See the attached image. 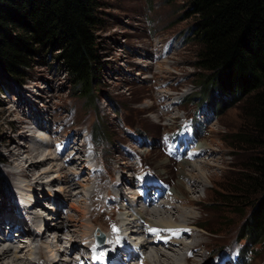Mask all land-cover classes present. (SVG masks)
<instances>
[{
  "label": "rangeland",
  "instance_id": "374dc122",
  "mask_svg": "<svg viewBox=\"0 0 264 264\" xmlns=\"http://www.w3.org/2000/svg\"><path fill=\"white\" fill-rule=\"evenodd\" d=\"M98 1L102 24L97 33L104 65L97 85L88 97L80 93L65 66L51 55L37 59L39 64L26 70L27 75L21 81L8 78L0 70V217H3L0 233L15 236L13 239L17 240L22 237L18 227L12 230L7 226V220L11 213L18 211L16 219H10V222L23 229L28 225V213L25 212L31 207V216L34 212L43 215L51 231L56 222L60 223L63 219L57 232L65 238L62 249L66 251L59 256L66 257L71 250V241L67 239L72 234V230L68 231L72 222H69L68 216H72L81 220L76 227L83 224L81 227L86 230L88 238L79 250L90 255L87 245L94 238L95 230L104 232L112 220L121 225L127 220L129 209L120 211L119 206L126 208L128 200H123L118 194L119 189L134 203L126 183L139 182L135 173H147V178L153 180L149 176L151 172L164 180L166 187H170L165 199L174 202L177 210L173 211L174 214L164 212L162 207L161 211L147 213L146 217L158 220L169 217L183 227H191L188 224H192L194 230L183 241L185 246L178 242L175 245L163 244L166 248L162 244L152 245L147 249L149 255L153 251L152 255L158 258V254L166 252L173 254L172 264H203L208 256L213 257L226 244L238 243L239 230L250 211L252 198L245 199L238 211L235 204L223 201L226 198L222 197L224 188L234 187L243 173H247L241 170V166L249 163L255 151L251 144L243 142L244 138L238 136L239 130L241 132L246 128L243 119L246 115L243 110L245 102L241 100L233 106L223 105L231 103L232 98L220 96L215 89L211 92L204 87L210 83L203 84L207 73L197 67L200 45L191 33L194 18L183 19L188 9L187 0ZM185 116L194 125L199 124L194 142L207 145L191 161L184 155L190 152L187 147L184 148L190 143L182 142L178 156L185 159L174 162L175 155L169 157L168 154V148L174 141L168 143L165 134L181 127L182 135L187 134L182 125ZM91 131L95 137L96 153H93V146L88 140ZM35 142H39L36 152L31 151ZM192 147L195 150V145ZM39 152L43 154L38 156ZM48 153H52V161L41 165L34 163L33 171L42 175L36 186H28L36 183L33 178L28 179L29 164ZM58 153L63 158L77 153L76 157L73 156L75 162L60 170L64 162ZM99 163L105 165L103 171L99 170ZM161 163L164 164L160 166ZM84 165L87 168L84 169ZM182 167L191 168L190 173L187 168V173L192 176L181 180ZM122 175L129 177V181L122 184ZM116 184L118 188H115ZM136 186L135 191H138V183ZM170 192H178L182 197H172ZM50 194H55L56 200H60L58 205L55 206L56 202ZM166 200L162 198L163 202ZM36 202L39 203L35 205ZM54 206H59L55 216ZM150 206L154 208L156 203ZM80 207L87 213L84 217L76 210ZM51 215L53 220L49 218ZM60 215L64 217L61 219ZM72 223L77 224L75 221ZM42 224L36 227L37 230L43 228ZM133 225L145 228L149 222L147 219L136 220ZM51 231L46 236L48 240L41 235L38 239L33 238L36 242L33 245L37 246L31 257L37 264H46L40 257L41 251L53 257L47 245L55 241V231L53 234ZM13 232H16L15 235ZM3 243L0 251L9 249V244H12ZM17 244V247L19 244L26 245ZM198 244L200 246L193 248ZM188 250L193 251L192 256L188 255ZM25 251L14 254L12 251L10 255L12 258L18 255L21 257L18 263L26 264L28 252ZM76 251L72 250L73 260ZM258 255L249 260L250 264H264V249H259ZM122 256V264H137L136 260H127ZM220 259L236 263L228 252H224ZM4 262L7 261L0 264ZM47 262L51 263V260Z\"/></svg>",
  "mask_w": 264,
  "mask_h": 264
},
{
  "label": "trees",
  "instance_id": "16d2710c",
  "mask_svg": "<svg viewBox=\"0 0 264 264\" xmlns=\"http://www.w3.org/2000/svg\"><path fill=\"white\" fill-rule=\"evenodd\" d=\"M187 2L183 19L194 18L191 33L200 45L197 67L207 73L203 84L210 83L204 87L232 98L223 105L241 100L246 105V128L238 136L255 151L241 166L247 173L234 187L224 188L222 197L238 211L252 198L238 239L243 264H250L264 249V0ZM100 7L98 0H0V70L21 81L26 70L39 64L37 59L51 55L88 97L104 65L97 33Z\"/></svg>",
  "mask_w": 264,
  "mask_h": 264
},
{
  "label": "bare ground",
  "instance_id": "6f19581e",
  "mask_svg": "<svg viewBox=\"0 0 264 264\" xmlns=\"http://www.w3.org/2000/svg\"><path fill=\"white\" fill-rule=\"evenodd\" d=\"M173 101V100H172ZM175 118V117H174ZM34 138H35V136H33ZM37 141H39L38 139H37ZM45 143V142H44ZM35 147L33 148V150H31V151H35L36 152V147L39 145V142H35ZM196 146V148H195V150H194V152H195V154H198V153H200V151L203 149V147L204 146H206L207 144L206 143H197V144H195ZM39 147V146H38ZM77 148V147H76ZM81 149V148H80ZM79 149V150H80ZM58 150H59V148H58ZM71 150V149H70ZM73 150V149H72ZM30 151V152H31ZM82 151V150H81ZM46 153V152H45ZM44 153V154H45ZM72 153V152H71ZM81 153V152H80ZM41 154H43V153H40L39 152V154H38V156H41ZM51 154L52 153H48L47 155H43V157H42V159H39L38 161L36 160V161H32L30 164L27 162V164H29V167H28V172L29 173H27V176L29 177L28 179L30 180V179H34L35 181H36V183H34V184H27L28 186H36V184L39 182V179L41 178V173H36L35 174V172L33 171L34 170V166H35V162L36 163H38L39 165H41V164H45L46 162H49V161H52V160H50L51 159ZM59 154V153H58ZM76 154L77 153H75V154H73L72 156H70V157H64L63 158V155H60L61 156V160H62V162H64L63 164V166L61 165V169L60 170H62L63 171V169L69 164V163H73V162H75V157H76ZM35 155V154H34ZM73 156H75V157H73ZM79 156V155H78ZM77 156V157H78ZM83 156V155H82ZM28 157H31V156H29L28 155ZM57 157V156H56ZM73 157V158H72ZM37 158H39V157H37ZM59 157H57V159H58ZM54 159H56V158H54ZM79 159V158H78ZM186 161V160H185ZM165 162V161H164ZM12 163V162H11ZM186 163V162H185ZM188 163V162H187ZM13 164V163H12ZM12 164H11V166H12ZM37 164V165H38ZM162 164H164V163H161L160 164V166L162 165ZM190 164V163H189ZM189 164H187V165H189ZM69 165H71V164H69ZM88 166V165H87ZM84 167V169H85V165L83 166ZM190 167H195V166H193V165H190ZM87 168V167H86ZM188 168V167H187ZM187 168H183L182 167V174H181V176H180V179L181 180H183V178L185 177V176H192V175H190L189 173H190V171H192L191 170V168H188V170H189V173H187ZM196 170H197V168H196ZM75 173H77L76 171H75ZM44 174V173H43ZM82 174V173H81ZM24 175H25V173H24ZM201 175V174H200ZM203 175V174H202ZM26 176V175H25ZM76 176H77V174H76ZM123 177V181H121V183L123 184L124 182H127V181H129L128 180V178H127V176L125 177L124 175H122ZM69 177V176H68ZM203 177H204V175H203ZM72 178V177H71ZM127 178V179H126ZM73 179V178H72ZM82 179H83V177H82ZM71 180V179H70ZM86 180V179H85ZM121 180V179H120ZM58 181V180H57ZM69 181V180H68ZM201 181V180H200ZM197 182V181H196ZM202 182V181H201ZM79 183V182H78ZM81 183V182H80ZM198 184H199V182H198ZM21 186H24V185H21ZM83 186V185H82ZM138 187H139V184H138ZM149 186L148 185H144V186H142L141 188H148ZM24 188V187H23ZM68 188H69V186H68ZM115 188H118V185L116 184V187ZM185 188H187V187H185ZM120 190V192L118 193V194H120L121 195V197L123 198V200H128L127 201V204H126V208H124V207H121V206H119V209H120V211H122V210H124V209H126V210H128V217H127V220H126V222L122 225V227L123 228H125V230H127V231H130V237H133V238H139V239H141V240H139V241H136L135 243L139 246L140 245V247L142 248V249H144L146 252H147V256L144 258V259H142V261L145 263V264H172V261L174 262V257H173V254H168V253H166V252H162V253H160V254H158L157 256H158V258L156 257V256H153L152 255V252H150V255H149V252L147 251V249H148V247H152V245L153 244H155V243H157V244H167V243H170V244H172L173 243V241H174V239H173V237L170 239V240H168V242L167 243H165V242H162V243H158V241H157V239H156V237H155V240H152L151 238H145V240H143L142 241V239L144 238V236H145V234H147L146 233V229L147 228H142L141 227V225H140V228L138 227V226H136V225H133V226H131L133 223L134 224H136V220L137 221H145L146 219L148 220V222H149V225H147V226H149V227H163V228H173V229H175V228H180V227H182L180 224H179V222H176V221H173L171 218H162V219H160V220H158V219H154V218H148V217H146V214L148 213V215H150L149 213L151 212V213H153L154 214V212L156 211V210H162L163 208L165 209V211L164 212H171V213H174L175 214V212H173V211H176L177 210V208L175 207V205H174V202H170L169 201V199H167L166 201H162V197H159L158 198V201H157V206L155 207V208H152V209H144L143 208V206H141L140 205V203L139 202H143V199H142V196H140V195H137V193H136V191L134 192V191H132V193H133V195H132V197H133V200H134V203H131V198L130 197H128V195H126L125 194V192H123V190H121V189H119ZM65 191V190H64ZM69 192H71V190L69 189ZM94 192V191H93ZM108 192V191H107ZM117 194V195H118ZM170 195L172 196V197H182L181 196V194H179L178 192H170ZM66 196V195H65ZM50 197H52L54 200L53 201H55L56 202V204H55V206L56 205H58V202L60 201V200H56V195L54 194V196H52L51 194H50ZM127 197H128V199H127ZM130 198V199H129ZM179 200V199H178ZM58 201V202H57ZM150 202H151V204L154 202L153 201V198H151L150 199ZM39 202H36L35 203V205H37ZM76 204V203H75ZM75 204H73V205H75ZM35 205L33 206L34 208H35ZM77 206H78V204H76ZM54 206V207H55ZM169 206H172V208L171 209H169L170 207ZM18 207V206H17ZM23 207V206H22ZM32 207V210L34 209ZM49 207H51V205H49ZM59 207V206H58ZM58 207H55L54 209H55V213L53 214L54 216H55V214L56 215H58L57 213V211H58ZM71 207H73V206H71ZM163 207V208H162ZM31 208V207H30ZM30 208H27V212H25V213H28V215L26 214V217H27V219H28V225L26 226V227H23V229H21L20 227H19V225H16V224H13V219L15 218L16 219V215H18L19 213H17L18 211H16V210H18V209H15V215L13 214V213H11L10 214V216H9V218L11 219V220H13V221H11L10 222V219H8L7 220V226H10L11 228H15V227H18V229L20 230V232H21V235H22V237H20L18 240L17 239H13L15 236H10V237H8V235L7 234H5V233H0V235L2 234V236H1V240H0V246H3V244H5V243H3V242H12V244L10 243L9 244V246H10V248L9 247H7V245H6V248H9V249H5V250H3V251H0V263H3V261H7V262H4V264H19L18 263V261L21 259V257H19L18 255H13V258H12V256L10 255V252H12L13 254L14 253H16V252H18V253H23V250H26L27 252H28V257H27V260L28 261H26V262H24V263H26V264H37V262H36V260H34V259H32V257H31V255H32V253H33V250L34 249H36L35 247L37 246H35L34 247V245H33V243H34V241H33V238H34V240L35 239H38V236L39 235H41L43 238H46L47 240H48V238L46 237V236H49L50 235V229L49 228H47V226H49V223H48V225H47V221H44V217H43V215H41V214H35V212L33 213V216H31V214H30V212H29V209ZM74 208V207H73ZM76 208V207H75ZM31 210V209H30ZM76 210H78L79 212H80V215H81V217H84V215H86L85 213H84V211L81 209V207L80 208H77ZM160 210V211H161ZM82 211H83V213H82ZM179 211V210H178ZM182 211V210H181ZM46 212V211H45ZM32 213V212H31ZM78 213V212H77ZM159 212H156L155 214H158ZM161 213V212H160ZM159 213V214H160ZM2 214V213H1ZM82 214H83V216H82ZM163 214V213H162ZM53 215H51L49 218H51V220H53ZM79 215V213H78V216H80ZM168 216V215H167ZM171 216V215H170ZM19 217V216H18ZM64 216L63 215H60L59 216V218H63ZM184 217H186L185 215H184ZM68 219H69V222L70 221H75L77 224H73L72 222H70V225H69V228L70 229H68V231L69 230H72V234L70 235V239H67L69 242L71 241V250H70V252H69V254L70 255H68V254H66V255H68V256H66V257H63V256H59V253H61L62 252V254L66 251V250H64V249H62V246L64 245V243L63 242H65L64 241V237H61V236H59V234H58V229L59 228H61L62 227V221H63V219H62V221H60V223L59 222H56V227L54 228V230L53 231H55V241H50L51 242V244H47L48 245V248H50L49 250H50V253H52L53 254V257L51 258V256L49 255L48 256V254L44 251V252H42L41 251V253H42V256L40 255V257H42V259H44V262L46 263V264H49L47 261L50 259L51 260V263L50 264H74L73 263V254L71 255V253H72V250H79L80 249V247H82L83 246V242H84V240H87L88 238L85 236V234H86V230L84 231V228L82 229V227H83V222L81 223L82 225V227L81 226H79V227H76V226H78V222H80V221H78V220H76V219H73V217L72 216H68ZM83 219V218H82ZM126 219V218H125ZM3 220V217H0V221H2ZM57 220V219H56ZM5 221V220H4ZM134 221V222H133ZM1 223V222H0ZM11 223V224H10ZM41 223H43L41 226L43 227L42 229L40 228V230H37V226L39 225V224H41ZM6 224V223H5ZM4 224V225H5ZM148 224V223H147ZM44 225H45V227H44ZM188 225H190L191 227H192V224H188ZM142 226H143V224H142ZM6 227V226H5ZM75 227V228H74ZM77 228V229H76ZM65 229H67V228H65ZM5 229H3V231H4ZM53 231H51V233L53 234L54 232ZM96 234H99L98 232H97V230H95L94 231ZM33 233H35V235L33 234ZM38 233V234H37ZM163 233H165V232H161L160 234H163ZM51 234V235H52ZM119 234H121V232L120 233H118V234H115V237L117 236V235H119ZM42 237H41V239H42ZM90 238H92V236H89ZM6 238H8V239H6ZM25 238H27V239H25ZM50 238V237H49ZM89 238V239H90ZM194 238H196V237H194ZM32 239V240H31ZM46 240V241H47ZM53 240V239H52ZM57 240V241H56ZM127 240V239H126ZM198 241V240H197ZM24 243V244H26V245H21V244H19V246L17 247V243ZM49 242V243H50ZM128 242V241H127ZM182 246H185V244L186 243H183V241H178ZM15 243H16V245H15ZM36 243V242H35ZM34 243V244H35ZM57 245H56V244ZM89 243V242H88ZM129 243V242H128ZM8 244V243H7ZM39 244V243H38ZM130 244V243H129ZM173 245V244H172ZM172 245H170V246H172ZM85 246V245H84ZM197 246H200V244H198V245H194V247L193 248H196ZM15 247H16V250H15ZM41 247V246H40ZM17 248L19 249V250H17ZM85 248L87 249V247L85 246ZM93 248H94V246H89L88 247V249H89V251H92L93 250ZM95 248H97L96 249V252L97 253H100L101 251H103V252H105L106 253V255H105V259H106V261L108 260V261H115L116 262V264H122V258H123V256L122 255H124V253H127V255L128 254H130V257H128V258H126L127 260H129V259H132L133 261H135V260H141V256L140 255H138V254H136V253H134L133 252V246L130 244L129 246H124L123 247V249L122 250H126V251H121V249H119V247L117 246V244L115 243V241L114 240H109L108 239V241L104 244V245H102V246H100V247H96L95 246ZM0 249H2V247H0ZM38 250V249H37ZM41 250V249H40ZM84 250V249H83ZM197 250H199V248L197 249ZM25 251V252H26ZM175 251V250H174ZM77 252V251H76ZM49 253V252H48ZM27 254V253H26ZM34 254V253H33ZM65 254V253H64ZM75 254V253H74ZM59 256V257H58ZM174 256H175V253H174ZM140 258V259H139ZM175 258H177V256L175 257ZM188 259V258H187ZM169 260H171V261H169ZM41 261V260H40ZM167 262V263H166ZM169 262V263H168ZM42 263V262H41ZM137 263V262H136Z\"/></svg>",
  "mask_w": 264,
  "mask_h": 264
},
{
  "label": "snow or ice",
  "instance_id": "6c2138e0",
  "mask_svg": "<svg viewBox=\"0 0 264 264\" xmlns=\"http://www.w3.org/2000/svg\"><path fill=\"white\" fill-rule=\"evenodd\" d=\"M185 131H190L189 128H185ZM172 148L173 146H169V152L171 153L172 152ZM148 232L152 233L153 235H155L156 239L157 240H163L165 243L168 242V240H170L172 237H177L179 238L181 236L182 233H185V232H190L191 230L190 229H187V228H183V229H180V228H155V227H148L146 229ZM113 231L114 232H119V229L116 228L115 226H113ZM161 232H165V233H168L167 236H161L160 233ZM116 243L119 244L120 243V237L117 236L116 237ZM93 251H95V246L93 248ZM106 253L101 251L99 254L97 255H94L93 259L94 260H103L104 257H105Z\"/></svg>",
  "mask_w": 264,
  "mask_h": 264
}]
</instances>
